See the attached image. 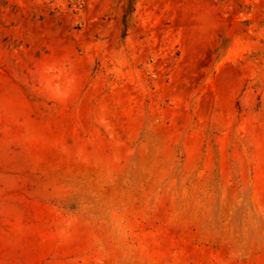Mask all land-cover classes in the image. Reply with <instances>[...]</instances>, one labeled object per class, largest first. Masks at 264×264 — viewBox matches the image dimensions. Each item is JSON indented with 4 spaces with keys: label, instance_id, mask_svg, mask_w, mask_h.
I'll return each mask as SVG.
<instances>
[{
    "label": "rangeland",
    "instance_id": "obj_1",
    "mask_svg": "<svg viewBox=\"0 0 264 264\" xmlns=\"http://www.w3.org/2000/svg\"><path fill=\"white\" fill-rule=\"evenodd\" d=\"M0 264H264V0H0Z\"/></svg>",
    "mask_w": 264,
    "mask_h": 264
}]
</instances>
